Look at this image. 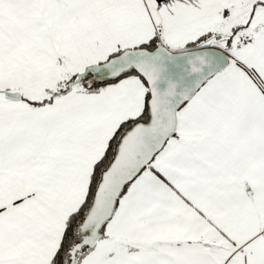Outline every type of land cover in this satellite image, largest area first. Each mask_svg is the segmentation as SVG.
I'll list each match as a JSON object with an SVG mask.
<instances>
[{
	"label": "snow or ice",
	"instance_id": "6c2138e0",
	"mask_svg": "<svg viewBox=\"0 0 264 264\" xmlns=\"http://www.w3.org/2000/svg\"><path fill=\"white\" fill-rule=\"evenodd\" d=\"M0 264H264V0H0Z\"/></svg>",
	"mask_w": 264,
	"mask_h": 264
}]
</instances>
